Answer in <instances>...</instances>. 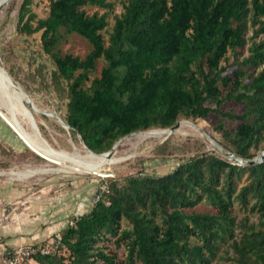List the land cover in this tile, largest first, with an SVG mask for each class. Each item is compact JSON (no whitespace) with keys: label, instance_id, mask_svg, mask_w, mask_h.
<instances>
[{"label":"trees","instance_id":"trees-1","mask_svg":"<svg viewBox=\"0 0 264 264\" xmlns=\"http://www.w3.org/2000/svg\"><path fill=\"white\" fill-rule=\"evenodd\" d=\"M48 1L46 16L38 18L31 0H23L15 30L39 34L54 65L52 85L67 99L59 118L72 137L102 154L130 134L214 115L219 145L254 159L264 143V39H258L264 0ZM115 1L122 12L105 45L107 15L87 8L111 10ZM72 34L91 46L83 59L59 51ZM100 59L99 76L91 79ZM237 211L246 213L239 221ZM223 247L232 264H264V161L241 166L212 151L165 174L108 179L91 209L61 231L57 250L31 260L212 264Z\"/></svg>","mask_w":264,"mask_h":264},{"label":"rangeland","instance_id":"rangeland-1","mask_svg":"<svg viewBox=\"0 0 264 264\" xmlns=\"http://www.w3.org/2000/svg\"><path fill=\"white\" fill-rule=\"evenodd\" d=\"M22 1L10 0L0 9V67L7 73L10 72L8 75L13 82L30 97L40 111L33 113V116L42 138L56 150L62 149L68 153L78 151L77 153L80 152L79 154L84 155L86 149L76 133L72 137L53 117L41 113V111L52 112L60 118L64 117L67 99L62 90L57 92L52 85L51 75L54 65L42 52L39 34L23 37L16 33L17 13ZM48 5V0H31L30 9L38 18H43L47 14ZM94 11L100 15L103 13L107 15V27L102 32L106 45L115 18L122 12V2L115 1L111 10L87 8L88 14H92ZM251 35L252 32L249 31L247 37ZM258 39H264V35ZM90 50V44L75 34L66 35L65 40L59 46V51L62 54H70L81 59ZM103 64L102 59L96 62L95 70L90 74L91 79L99 76ZM226 106L233 107L230 103H227ZM214 119V115H209L207 119L198 120L196 123L180 119L176 124L178 122H191L205 131L218 144L219 142L224 143L221 134L214 131ZM24 126L29 132H32V129L25 122ZM154 130L158 129L144 132ZM126 139L120 141L115 147L114 158L117 160L115 164L103 167L91 174L81 173L80 175L75 172H65L64 170L69 168L68 164L59 165L57 161L37 152L17 133L7 116L0 110V171L6 173L4 176H0V189L20 191L21 195H24L22 198L26 201L36 197L46 200L57 195L69 200L78 192L77 196L80 202L83 193H91V196L88 195L89 200H86L88 212L95 203L97 196L104 191L106 192L108 179L120 182L123 178L137 173L165 174L177 166L181 160L195 154L215 151L222 155L215 150L204 135L202 136L198 131L184 123L165 137L145 136L144 138V136L137 137L134 134V136ZM263 153L264 143L255 152L254 158ZM42 168L51 171L45 174L35 173L26 179L15 177L11 179L10 175L7 174L10 170L24 172ZM75 186L77 190H75ZM16 208L17 205L13 201L0 199V212L4 215H10L13 211L15 212ZM245 214L237 211L236 220L239 221ZM248 217L250 222L255 223L257 221L254 214H249ZM73 219H70L69 223L73 222ZM55 235H61V231L43 243L50 242L55 238ZM226 251L229 252L230 250L227 247L221 248L218 257L212 264H232L226 259L224 254Z\"/></svg>","mask_w":264,"mask_h":264},{"label":"crops","instance_id":"crops-1","mask_svg":"<svg viewBox=\"0 0 264 264\" xmlns=\"http://www.w3.org/2000/svg\"><path fill=\"white\" fill-rule=\"evenodd\" d=\"M77 193L69 200L57 195L46 200L32 197L35 199L26 201L20 191L0 189V199L11 200L17 205L15 212L8 216L0 212V258L17 246L45 242L69 226L70 219L87 212L91 193H83L80 202ZM26 264L37 263L29 260Z\"/></svg>","mask_w":264,"mask_h":264},{"label":"bare ground","instance_id":"bare-ground-1","mask_svg":"<svg viewBox=\"0 0 264 264\" xmlns=\"http://www.w3.org/2000/svg\"><path fill=\"white\" fill-rule=\"evenodd\" d=\"M3 1L4 0H0V6H2ZM6 4L7 3H5L1 7V9ZM15 86H17V88H13L8 84L7 80L4 77V72L2 71V67H0V110H2L4 114L7 116V118L9 119V121L11 122L15 130L17 131V133L37 152H39L45 157H48L52 160L57 161L59 165L68 164L69 168L68 170L67 169L64 170L65 172H75V173H79L80 175L81 173H86V174L96 173L103 167L113 165L117 162V160L114 158L115 157L114 154H112L111 156H106V155L98 156V155H93L86 149L85 154L81 155L79 154L80 152L77 153L78 151L75 153H68L66 151H63L62 149L61 150L54 149L45 139L44 141L41 137H39L35 133L27 117L26 109H29L32 116H33V113L40 112V111L36 108L34 104H33L35 106L34 108L37 111H33L32 109H30L28 105L25 103V101H27V97L20 96L18 92V89L21 91L23 90L17 84H15ZM22 98H24V100H22ZM41 113L45 116L53 117L52 115H49V113L42 112V111ZM53 118L55 119V117ZM24 122L32 129V132H29V130L25 128ZM187 125L193 128L194 130L198 131L200 134H202V136L204 135L202 133L203 130L199 129V127H196L195 124L188 123ZM66 131H69V130H66ZM169 134H170L169 131L158 129V130H154V131H150L146 133H139L136 136L137 137L144 136V138L145 136L165 137V136H168ZM49 171L51 170L45 169V168L44 169L42 168L40 170L30 169L24 172H14L13 170H10L7 174L10 175L11 179L14 177L17 179H26V178L31 177L35 173L45 174ZM5 174L6 173L0 171V176H4Z\"/></svg>","mask_w":264,"mask_h":264},{"label":"water","instance_id":"water-1","mask_svg":"<svg viewBox=\"0 0 264 264\" xmlns=\"http://www.w3.org/2000/svg\"><path fill=\"white\" fill-rule=\"evenodd\" d=\"M7 1H9V0H4L3 1V3H2V6L5 4V3H7ZM2 6H0V9H1V7ZM2 71L4 72V77H5V79L7 80V82H8V84L11 86V87H13V88H17V86H15V84L13 83V81H12V78L8 75V73L2 68ZM18 92H19V94H20V96H25V97H27V101H25V103L28 105V107L30 108V109H32L33 111H37L34 107V105H33V103L31 102V99H30V97L25 93V92H23V91H21V90H19L18 89ZM22 100H24V98H22ZM27 110V117H28V119H29V122H30V125H31V127L33 128V130L35 131V133L39 136V137H41L42 138V136H41V133H40V131H39V128H38V126H37V124H36V122H35V120H34V117L32 116V114H31V112L29 111V109H26ZM46 113H49V115H52L53 117H55V119L57 120V122L61 125V127L63 128V129H66V130H70L71 128H70V126L69 125H67V124H65L55 113H52V112H46ZM188 124V123H190V124H193V123H191V122H178L176 125H174L173 127H171V128H168V129H163L164 131L166 130V131H169L170 132V134L174 131V130H176L181 124ZM197 127V126H196ZM200 129V128H199ZM139 133H146V132H136V133H133V134H130V135H128V136H125V137H123V138H121V139H119L117 142H115V144L112 146V148L108 151V152H105V153H102V154H96V153H94V152H92L90 149H88L85 145H84V143L81 141V139H80V136L79 135H77L78 137H79V139H80V141H81V143H82V145L84 146V148L85 149H87L90 153H92L93 155H98V156H102V155H106V156H111L112 154H114V152H115V147L117 146V144L120 142V141H122V140H124V139H126V138H128V137H130V136H132V135H134V134H139ZM202 133L205 135V137L210 141V143L214 146V148H215V150L216 151H218L219 153H221L223 156H225L227 159H229V160H233V161H235L238 165H241V166H246V165H252V164H255V163H260V162H263L264 161V153L263 154H261V155H259V156H257L256 158H254V159H252V160H249V161H244V160H242V159H239V158H237V157H235L233 154H231V153H228V152H226L215 140H213L209 135H207L205 132H203L202 131ZM169 134V135H170ZM43 139V138H42ZM44 140V139H43ZM45 141V140H44Z\"/></svg>","mask_w":264,"mask_h":264},{"label":"built area","instance_id":"built-area-1","mask_svg":"<svg viewBox=\"0 0 264 264\" xmlns=\"http://www.w3.org/2000/svg\"><path fill=\"white\" fill-rule=\"evenodd\" d=\"M102 194V193H101ZM99 194L95 202L100 198ZM70 222L69 225H72ZM61 242V235H55L50 242L36 245H20L3 254L0 258V264H26L37 255H49L57 250Z\"/></svg>","mask_w":264,"mask_h":264}]
</instances>
